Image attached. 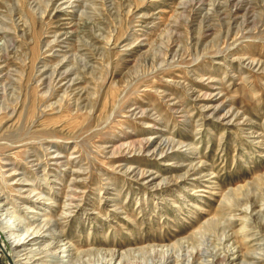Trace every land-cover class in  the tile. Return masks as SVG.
Listing matches in <instances>:
<instances>
[{
    "label": "rangeland",
    "instance_id": "1",
    "mask_svg": "<svg viewBox=\"0 0 264 264\" xmlns=\"http://www.w3.org/2000/svg\"><path fill=\"white\" fill-rule=\"evenodd\" d=\"M0 206L33 264H264V0H0Z\"/></svg>",
    "mask_w": 264,
    "mask_h": 264
},
{
    "label": "bare ground",
    "instance_id": "2",
    "mask_svg": "<svg viewBox=\"0 0 264 264\" xmlns=\"http://www.w3.org/2000/svg\"><path fill=\"white\" fill-rule=\"evenodd\" d=\"M70 4H71V2H70ZM150 141H147V142H149L147 148H150L151 145L153 144V143L151 144ZM163 143L164 142L161 141L160 144L158 145V147H155L154 149H152V151L158 155L159 154L161 155L163 153L162 152L163 149L161 148V146L164 145ZM229 198L230 197H228V198L223 197V200L225 201L226 209H230V208L238 209L240 207V208H242L241 213H243V214L245 213L247 215H249L250 210L252 211V206L248 202H245V203L237 202L236 206L235 205H233V206L228 205L227 203L230 202ZM0 208H1V206H0ZM228 216H230V215L228 214ZM248 217H250V216H248ZM243 218L246 219L247 216L244 215ZM242 228L245 229V227H242ZM55 231H56V226H54V225L50 226L49 222H45V221L41 220V221L37 222L36 224L24 223V219L20 218L18 215L14 214L13 212L12 213L11 212L1 213V211H0V232L4 235L5 239L9 242L11 248L13 249V251L15 253L13 264H22L21 263L22 260L24 261L23 264H33V262L35 261V260H32L33 256L39 255L40 252L44 253V254H41L43 256L47 255L48 254L47 251H43L41 249L39 250V248H34L33 245H31V244H33L34 242L37 241V239H34L35 236L43 234V235L50 237L53 235V233H55ZM49 241L50 242L47 244V247H49L50 245L53 244V240H51V238H49ZM224 241L225 240H222V242L220 243L221 247H223L222 243ZM28 244H30V246ZM27 245L29 246V248L27 249V254H21L23 251H25V247ZM228 245H227V247H228ZM176 246L180 247L179 249H178V247H176L177 250H180L182 248V243L179 242V245L177 244ZM231 247H232V244H231ZM66 248L64 246L57 247L58 251H60V253H61V256H57L56 254L52 255V257L49 258L48 262H51V264H74L73 259H71L68 256ZM153 248H151L150 257H149L150 259L147 258L146 261H142V262H145L147 264H172V263L173 264H191L192 263V260H193L192 254L190 255V257L180 256V258H179V255L171 257L169 255V251H170L169 247L163 251H161V250L155 251ZM234 249L235 248H233V250H231V251H234ZM203 254H206V256H204V257H206V258L210 257L211 258V263H209V264L213 263L214 258L215 259L220 258L219 254H217L215 252L210 255L208 252L204 251ZM23 256H24V258L21 259V257H23ZM199 257L202 258L203 255L202 254L199 255ZM153 259H157L156 262H153L152 261ZM111 261H112V259H110V260L108 259L109 263H111ZM196 261L197 260L195 259L194 262H196ZM221 261H223V259H221ZM120 263H121V261L117 262V264H120ZM242 263H244V262H242Z\"/></svg>",
    "mask_w": 264,
    "mask_h": 264
}]
</instances>
